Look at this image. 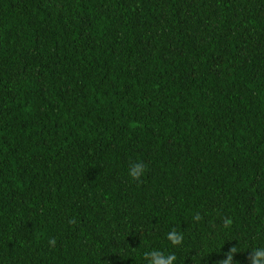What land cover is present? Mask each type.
Instances as JSON below:
<instances>
[{
    "label": "trees",
    "instance_id": "16d2710c",
    "mask_svg": "<svg viewBox=\"0 0 264 264\" xmlns=\"http://www.w3.org/2000/svg\"><path fill=\"white\" fill-rule=\"evenodd\" d=\"M233 246L264 248V0H0V264Z\"/></svg>",
    "mask_w": 264,
    "mask_h": 264
},
{
    "label": "clouds",
    "instance_id": "9594fccd",
    "mask_svg": "<svg viewBox=\"0 0 264 264\" xmlns=\"http://www.w3.org/2000/svg\"><path fill=\"white\" fill-rule=\"evenodd\" d=\"M144 171L145 166L142 163H138L132 168L130 175L133 179H139ZM197 219H199V217H197ZM224 223L225 226H228L231 224V220L227 219ZM167 239L170 240L173 245H180L183 240V236L176 231H172L167 234ZM50 243H54V241H50ZM261 249L264 248H255L252 250L249 257L251 264H259L258 257L260 255ZM237 252L238 249L236 246L230 248L225 254L226 259L220 261V264H234L233 257ZM144 256L145 259L149 261V264H173V261L176 260L175 254L165 255L164 253L157 250L146 252Z\"/></svg>",
    "mask_w": 264,
    "mask_h": 264
}]
</instances>
